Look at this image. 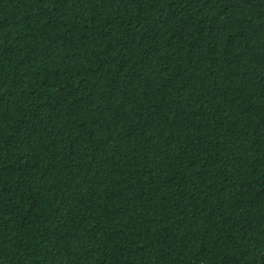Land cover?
Instances as JSON below:
<instances>
[{
	"label": "trees",
	"instance_id": "1",
	"mask_svg": "<svg viewBox=\"0 0 264 264\" xmlns=\"http://www.w3.org/2000/svg\"><path fill=\"white\" fill-rule=\"evenodd\" d=\"M0 264H264V0H0Z\"/></svg>",
	"mask_w": 264,
	"mask_h": 264
}]
</instances>
